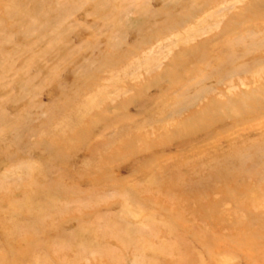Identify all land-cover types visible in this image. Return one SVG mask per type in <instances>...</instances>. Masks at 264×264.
<instances>
[{
	"label": "rangeland",
	"instance_id": "374dc122",
	"mask_svg": "<svg viewBox=\"0 0 264 264\" xmlns=\"http://www.w3.org/2000/svg\"><path fill=\"white\" fill-rule=\"evenodd\" d=\"M0 264H264V0H0Z\"/></svg>",
	"mask_w": 264,
	"mask_h": 264
},
{
	"label": "bare ground",
	"instance_id": "6f19581e",
	"mask_svg": "<svg viewBox=\"0 0 264 264\" xmlns=\"http://www.w3.org/2000/svg\"><path fill=\"white\" fill-rule=\"evenodd\" d=\"M140 3L142 4V0H140ZM110 58V57H109ZM111 61V60H110Z\"/></svg>",
	"mask_w": 264,
	"mask_h": 264
}]
</instances>
